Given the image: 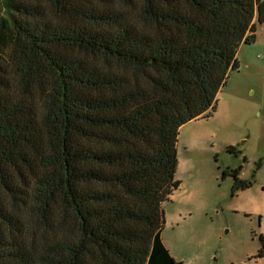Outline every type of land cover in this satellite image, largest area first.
<instances>
[{
  "label": "trees",
  "instance_id": "1",
  "mask_svg": "<svg viewBox=\"0 0 264 264\" xmlns=\"http://www.w3.org/2000/svg\"><path fill=\"white\" fill-rule=\"evenodd\" d=\"M2 6L0 264H179L161 237L179 128L215 109L264 0Z\"/></svg>",
  "mask_w": 264,
  "mask_h": 264
},
{
  "label": "rangeland",
  "instance_id": "2",
  "mask_svg": "<svg viewBox=\"0 0 264 264\" xmlns=\"http://www.w3.org/2000/svg\"><path fill=\"white\" fill-rule=\"evenodd\" d=\"M255 34L239 45V67L211 114L179 128L180 184L162 203L161 231L179 264H264L257 256L264 236V22ZM234 169L251 185L233 191Z\"/></svg>",
  "mask_w": 264,
  "mask_h": 264
},
{
  "label": "crops",
  "instance_id": "3",
  "mask_svg": "<svg viewBox=\"0 0 264 264\" xmlns=\"http://www.w3.org/2000/svg\"><path fill=\"white\" fill-rule=\"evenodd\" d=\"M0 4H1V7H2L3 12L5 13V14H1V15H0V24H1L0 29H1V28H2V29H3V28H10V27H11V26H10V20H9V18L7 17V13H6V11L4 10V8H3V6H2V0H0ZM4 22L8 24L7 27H6V25H4Z\"/></svg>",
  "mask_w": 264,
  "mask_h": 264
}]
</instances>
